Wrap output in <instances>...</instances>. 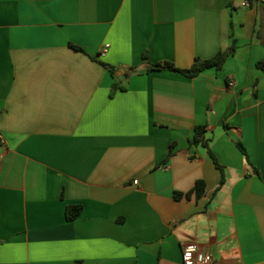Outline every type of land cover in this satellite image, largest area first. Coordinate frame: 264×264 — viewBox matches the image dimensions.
<instances>
[{
    "label": "crops",
    "instance_id": "obj_1",
    "mask_svg": "<svg viewBox=\"0 0 264 264\" xmlns=\"http://www.w3.org/2000/svg\"><path fill=\"white\" fill-rule=\"evenodd\" d=\"M263 60L264 0H0V264H264Z\"/></svg>",
    "mask_w": 264,
    "mask_h": 264
},
{
    "label": "trees",
    "instance_id": "obj_2",
    "mask_svg": "<svg viewBox=\"0 0 264 264\" xmlns=\"http://www.w3.org/2000/svg\"><path fill=\"white\" fill-rule=\"evenodd\" d=\"M73 48L82 51L81 48L72 45ZM235 53V48L232 47L228 51L220 52L218 53L214 58L203 60V59H196L195 63L192 65L190 69L181 70L178 69L172 62H164V63H155L151 64L149 63V56L147 53H144V59L147 62V72L150 71H161V70H169V71H175L178 73H181L187 77L195 78L199 76L202 72L209 69H215L217 71H221L225 65V62L227 59ZM106 68H108L112 74V76L115 79H118L116 76L117 69L111 65L103 64ZM258 67L264 72V60L258 63ZM135 70V69H133ZM127 87L125 85H122L115 81V83L112 86L111 96H114L118 91H126ZM207 126H197L195 128V133L193 136V139L191 140V145H203L205 147H208V142L206 139L207 134ZM238 148L241 150V152L244 154V156L248 159V153L245 148V146L241 143H237ZM212 155V154H211ZM214 159V158H213ZM249 162V159H248ZM216 165L219 167V165L216 163ZM197 194V197H201L205 192V184L202 181H199L196 185L195 190L193 191ZM193 192L188 193L187 195H191ZM180 197L179 195H177ZM83 212V209L81 206H69L66 209V218L69 222L77 220Z\"/></svg>",
    "mask_w": 264,
    "mask_h": 264
},
{
    "label": "built area",
    "instance_id": "obj_3",
    "mask_svg": "<svg viewBox=\"0 0 264 264\" xmlns=\"http://www.w3.org/2000/svg\"><path fill=\"white\" fill-rule=\"evenodd\" d=\"M243 7H250L249 2L242 3ZM109 45L106 46L108 48ZM231 88L235 86V82H231L229 85ZM2 160V155H0V161ZM183 264H214V257L201 250L199 245L196 243H187L183 246Z\"/></svg>",
    "mask_w": 264,
    "mask_h": 264
},
{
    "label": "water",
    "instance_id": "obj_4",
    "mask_svg": "<svg viewBox=\"0 0 264 264\" xmlns=\"http://www.w3.org/2000/svg\"><path fill=\"white\" fill-rule=\"evenodd\" d=\"M122 74L126 75L125 71L124 70H121Z\"/></svg>",
    "mask_w": 264,
    "mask_h": 264
}]
</instances>
